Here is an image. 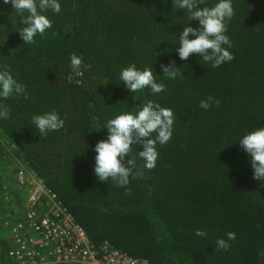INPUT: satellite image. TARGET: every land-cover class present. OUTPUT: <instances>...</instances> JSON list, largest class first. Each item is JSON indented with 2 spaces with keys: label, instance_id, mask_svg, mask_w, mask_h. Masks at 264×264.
<instances>
[{
  "label": "trees",
  "instance_id": "trees-1",
  "mask_svg": "<svg viewBox=\"0 0 264 264\" xmlns=\"http://www.w3.org/2000/svg\"><path fill=\"white\" fill-rule=\"evenodd\" d=\"M60 2L59 14L47 13L52 27L32 44L17 31L19 14L0 3V70L28 93L2 101L11 118L0 120V264H19L15 252L35 225L22 185L28 172L43 191L33 212L51 199L100 251L108 245L151 264H264V182L253 179L237 142L264 127V0H233L226 35L235 58L217 68L195 54L179 59L178 36L189 21L172 0ZM72 54L83 57L80 74ZM172 62L183 77H163L161 65ZM130 64L152 67L165 91L130 93L119 79ZM209 96L219 104L200 108ZM149 100L176 117L170 141L156 146V166L143 169L142 146H133L143 175L130 180V191L100 182L92 149L106 138L103 125ZM52 110L64 127L41 136L32 117ZM197 229L207 236L196 237ZM229 232L236 238L219 249L217 239Z\"/></svg>",
  "mask_w": 264,
  "mask_h": 264
},
{
  "label": "clouds",
  "instance_id": "clouds-1",
  "mask_svg": "<svg viewBox=\"0 0 264 264\" xmlns=\"http://www.w3.org/2000/svg\"><path fill=\"white\" fill-rule=\"evenodd\" d=\"M0 3L11 4L14 11L19 14L23 27L17 31L24 44L34 43L37 35H43L49 30L52 21L47 16L48 11L59 14L62 7L60 0H0ZM172 3L179 9L187 11L189 21L184 24L178 36L176 52L179 59L187 60L195 54L212 68H217L235 58L229 50L232 47L231 40L226 35L228 22L234 16L233 0H216L211 7L206 5L205 0H172ZM201 4L204 6L200 7ZM192 21H198V25L191 26ZM70 64L72 69L80 74L83 57L72 54ZM161 67L163 77L169 80L184 76L174 62ZM119 79L130 93L149 90L151 94H160L166 89L164 83L157 82L152 67L141 70L136 64H130L120 71ZM12 96H23L27 99L26 87L7 70H0V120L11 118V109L2 101ZM213 103L218 105L219 101L209 96L206 100H201L199 106L208 110ZM175 119L172 109L162 107L152 100L136 112H122L109 119L102 127L107 130L106 138L99 140L92 149L95 152L94 176L100 182L111 180L116 186L130 191L127 187L130 180L143 175L137 166L136 158L130 155L133 146L135 149L137 145L142 146V150L136 155L143 161V169H153L159 156L156 146L170 141ZM31 123L41 136H47L62 129L65 121L58 112L52 110L34 115ZM237 142L249 157L253 179L264 182V127H256ZM194 235L206 237L207 232L197 229ZM235 238V233L229 232L227 239H217V247L227 250L230 248L229 241Z\"/></svg>",
  "mask_w": 264,
  "mask_h": 264
},
{
  "label": "built area",
  "instance_id": "built-area-1",
  "mask_svg": "<svg viewBox=\"0 0 264 264\" xmlns=\"http://www.w3.org/2000/svg\"><path fill=\"white\" fill-rule=\"evenodd\" d=\"M22 176V185L30 191L28 219L35 220L31 235L15 252L19 264H151L145 259H134L117 249L105 246L94 248L85 230L75 223L66 208L48 198L39 212L33 208L43 197L40 184L33 173ZM29 186V188H28Z\"/></svg>",
  "mask_w": 264,
  "mask_h": 264
}]
</instances>
